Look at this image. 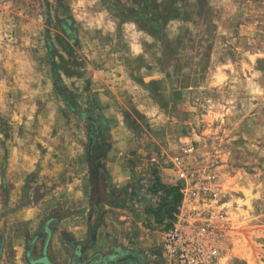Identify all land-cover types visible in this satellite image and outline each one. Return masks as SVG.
I'll use <instances>...</instances> for the list:
<instances>
[{
	"label": "rangeland",
	"instance_id": "374dc122",
	"mask_svg": "<svg viewBox=\"0 0 264 264\" xmlns=\"http://www.w3.org/2000/svg\"><path fill=\"white\" fill-rule=\"evenodd\" d=\"M101 137L115 209L89 203ZM188 144L217 195L165 227L149 171L178 185ZM201 206L223 216L217 264H264V0H0V264H160Z\"/></svg>",
	"mask_w": 264,
	"mask_h": 264
},
{
	"label": "built area",
	"instance_id": "2783aa9c",
	"mask_svg": "<svg viewBox=\"0 0 264 264\" xmlns=\"http://www.w3.org/2000/svg\"><path fill=\"white\" fill-rule=\"evenodd\" d=\"M196 155L195 147L188 144L179 155L171 158V164L184 199L200 205L208 198H215L217 188L210 184L212 175L195 183L191 170ZM222 219L221 213L205 211L202 206L193 207L185 215H177L173 226L163 231L154 248V256L160 264H217L221 237L215 222Z\"/></svg>",
	"mask_w": 264,
	"mask_h": 264
},
{
	"label": "trees",
	"instance_id": "16d2710c",
	"mask_svg": "<svg viewBox=\"0 0 264 264\" xmlns=\"http://www.w3.org/2000/svg\"><path fill=\"white\" fill-rule=\"evenodd\" d=\"M99 109V108H97ZM100 138V137H99ZM97 140L91 148H94V153L97 154L95 157L89 154L90 163V182H91V193H90V207L97 206L102 209L103 206H116L119 203L121 194H125L124 190H128L129 186L124 189H118L116 186L108 185L106 181L109 180L108 170L103 162H99L98 159L102 158V153L107 151V147L104 144V140ZM103 141V142H102ZM150 177H152L150 183L147 186V190L155 196L157 202L155 204H150L144 207V212L146 214L152 215L155 223L164 224L165 227L171 224L172 219L177 211V207L181 201V192L178 185L176 184H166L163 183L155 169H150ZM110 187V191L107 187ZM95 205V206H94ZM4 240L0 238V249L4 245ZM10 250L13 249L10 246Z\"/></svg>",
	"mask_w": 264,
	"mask_h": 264
},
{
	"label": "crops",
	"instance_id": "0c3cea01",
	"mask_svg": "<svg viewBox=\"0 0 264 264\" xmlns=\"http://www.w3.org/2000/svg\"><path fill=\"white\" fill-rule=\"evenodd\" d=\"M107 170H108V174H109V176L111 177V179H112V181L114 182V183H116V187H118V186H120V185H123V183L126 181V178L123 176H118L117 174H112V172H111V169H110V167L109 166H107ZM106 206V208L107 209H115L116 207H114V206H109V205H105ZM118 241H120V240H118ZM98 243V242H97ZM99 244V243H98ZM104 256L105 255H99V253H96V258L97 259H95V262H96V264H100L101 262H102V260H104L103 258H104ZM100 258V259H99ZM92 260V259H91ZM101 260V261H100ZM119 263H121L120 261H118Z\"/></svg>",
	"mask_w": 264,
	"mask_h": 264
}]
</instances>
